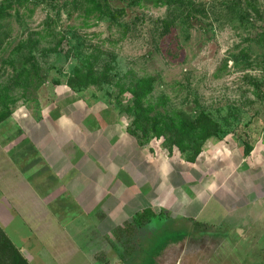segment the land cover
Segmentation results:
<instances>
[{
	"label": "rangeland",
	"instance_id": "rangeland-1",
	"mask_svg": "<svg viewBox=\"0 0 264 264\" xmlns=\"http://www.w3.org/2000/svg\"><path fill=\"white\" fill-rule=\"evenodd\" d=\"M65 1L0 0V9H10L0 21V118L7 88L14 100L13 114L0 119V174L27 175L60 217L70 219L72 234L95 264H264V0H183L205 16L197 15L191 28L177 24L161 40L153 23L166 18L167 8L157 0L112 2L113 10L123 11L113 20L83 5L65 7ZM239 9L243 23L229 14ZM5 33L9 39L2 42ZM28 41L38 42L41 66L58 70L25 95L14 86V67L22 61L19 45ZM86 69L109 84L69 89L99 124L108 120L125 130L130 117L118 110L116 97L126 107L131 97L125 91L154 78L148 102L163 98L171 114L188 120L205 113L221 131L194 163L175 148L166 150L161 139L144 148L135 143L133 155L119 158L117 174L107 175L114 182L94 176L101 195L108 189L115 195L103 197L108 217L101 210L78 214L13 121L19 113L38 120L42 105L53 110L54 99L70 93V77ZM79 216L86 217L85 229L77 225ZM5 242L0 236V264H12Z\"/></svg>",
	"mask_w": 264,
	"mask_h": 264
},
{
	"label": "crops",
	"instance_id": "crops-1",
	"mask_svg": "<svg viewBox=\"0 0 264 264\" xmlns=\"http://www.w3.org/2000/svg\"><path fill=\"white\" fill-rule=\"evenodd\" d=\"M69 92L54 99L53 110L42 105L38 120L23 113L12 119L38 150L49 175L76 206L78 214L91 215L101 210L108 217L111 207L102 206L103 197L115 195L110 189L101 195L102 187L94 176L98 175L99 181L114 182L107 175L115 171L117 174L119 158L133 155L129 150L134 152L136 141L120 123H97L94 113L87 112L82 101H75L74 93ZM64 100L68 101L66 108L57 109ZM6 164L14 169L11 160ZM0 184V228L28 264H95L72 234L70 219L60 217L27 175L6 172L0 174ZM80 218L77 225L85 229L81 224H85L86 217Z\"/></svg>",
	"mask_w": 264,
	"mask_h": 264
},
{
	"label": "trees",
	"instance_id": "trees-1",
	"mask_svg": "<svg viewBox=\"0 0 264 264\" xmlns=\"http://www.w3.org/2000/svg\"><path fill=\"white\" fill-rule=\"evenodd\" d=\"M16 1L18 5H22L28 0ZM142 1L152 2V0H66L63 6H71L75 9L77 6L83 5L87 7L89 14L113 20L123 11L113 10L110 3L128 2L130 6H137ZM158 2L167 8L166 18L153 23V32L158 33L157 38L160 40L170 35L177 24L180 23L186 28H191L190 22L194 20L197 15L201 14L205 16L204 10H197V7L194 8L192 4L183 0L155 1V3ZM7 8V11L0 9L1 22L9 18L8 11L10 9L9 7ZM229 14L237 16L241 23L244 22L243 20L246 16L240 9L237 15H235L236 13H234L233 10ZM4 28L5 27H3V30ZM8 39L9 36L5 33L2 42ZM37 44V41H28L18 47V52L22 56V61L17 68L14 67L16 71L14 86L25 95L28 94L29 89L33 88L36 91L44 85L48 72L58 70V67L54 64L41 66L37 62L35 57ZM24 51H26V54L23 53ZM52 52L54 53L55 51L53 50ZM55 54L59 56L61 53L55 52ZM86 71V75L83 74L82 70L77 71L68 80L66 84L67 87L73 92H79L81 87L93 85L103 90V87L109 84L107 77L103 79L104 75H102V77L98 76L93 69H86ZM154 85V78L138 80L131 88L125 91L131 97V102L126 107H121V103L116 97L115 103L118 110H120L121 113H126L130 117V122L125 128V132L134 138L140 148L146 147L152 138L161 139L166 150L170 152L175 148L182 154L185 162L194 163L202 152V148L206 142L216 139L220 135L221 131L219 126L205 113H199L193 120L185 119L174 113L171 114L165 108L166 103L163 98H160L155 104H151L148 102V99L154 90ZM9 91L10 89L7 88L6 95L1 97V108L4 112L0 118L2 121L8 119L14 112V100L7 96ZM120 94L122 95V92ZM137 216L136 214L134 218L136 219ZM0 236L6 241L5 243L11 252V263L28 264L19 251L10 243L1 228Z\"/></svg>",
	"mask_w": 264,
	"mask_h": 264
}]
</instances>
